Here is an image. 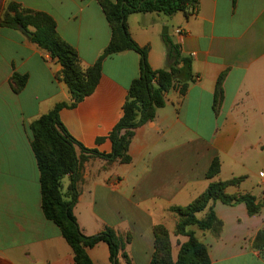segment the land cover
<instances>
[{
  "label": "crops",
  "instance_id": "obj_1",
  "mask_svg": "<svg viewBox=\"0 0 264 264\" xmlns=\"http://www.w3.org/2000/svg\"><path fill=\"white\" fill-rule=\"evenodd\" d=\"M11 3L52 17L83 69L92 67L111 41V27L94 0H0V11ZM127 25L133 41L149 48L153 70L168 68L162 38L167 29L182 55L192 58L195 82L185 96L169 91L155 120L135 131L129 164L111 163L76 147L83 168L74 216L86 237L108 228L119 236L130 234L124 252L131 264L151 263L154 229L165 226L176 262L188 239L175 234L179 217L172 208L190 205L213 181L235 178L242 182L229 187L228 194L263 199L264 0H199L193 15L134 14ZM140 61L134 51L107 58L94 93L60 112L69 135L85 149L112 152L108 136L123 117ZM61 72L57 60L20 30L0 27V264H77L60 228L44 215L31 146V125L58 104L72 103ZM15 74L27 78L21 89ZM221 76L224 99L216 113ZM215 159L221 170L210 181L207 173ZM62 183L66 194L70 176ZM214 211L223 223L219 236L194 228L211 264H264V248H259L264 239L256 244L264 234V208L250 216L244 204L218 202ZM87 254L93 264H112L105 243L88 248ZM119 263L127 264L121 256Z\"/></svg>",
  "mask_w": 264,
  "mask_h": 264
},
{
  "label": "trees",
  "instance_id": "obj_2",
  "mask_svg": "<svg viewBox=\"0 0 264 264\" xmlns=\"http://www.w3.org/2000/svg\"><path fill=\"white\" fill-rule=\"evenodd\" d=\"M101 6L111 27V41L99 60L90 68L83 69L76 50L66 43L57 32L55 20L47 14L33 12L11 3L0 14V27L19 30L22 26L32 34V42L38 45L52 59L62 66L61 80L68 87L72 98L71 104H58L49 114L44 115L30 127L31 146L39 172L42 193V209L45 217L56 224L72 248L77 264H93L87 254L88 248L105 243L110 249L112 264H120V256L131 264L125 246L131 241L130 234L119 236L108 228L94 237H86L78 227L74 216V207L79 198L78 184L82 180V161L78 158L76 147L83 153L102 158L108 162L129 164V149L135 131L155 120L157 111L166 105L165 95L177 89L185 96L195 82L192 58L181 53L180 45L174 43L164 29L162 38L167 50L168 68L153 70L148 62L149 48L139 47L131 38L127 19L134 14H164L174 16L178 13L193 15L197 12L199 0H94ZM134 51L140 56V76L129 88L128 97L123 107V117L109 134L112 152L108 155L85 149L67 132L60 120V112L65 108H75L96 90L102 76L103 62L116 54ZM224 76H221L214 95V110L217 113L224 99L222 89ZM14 82L23 88L26 77L14 75ZM104 139L98 140V143ZM221 170V164L215 159L207 173L213 181ZM70 176L68 192H63V179ZM242 179L235 178L227 182L213 181L208 188L190 205L174 207L171 212L179 217L175 234L188 239L179 251L177 261L172 258V243L165 226H156L155 253L150 264H211L207 247L196 237L194 228L211 232L219 236L223 223L214 211L218 202L234 207L244 204L250 216L260 214L264 208L263 199L258 201L251 194L230 195L226 190L237 186ZM206 212L203 218L199 215ZM264 239L260 236L256 244ZM259 248H264L260 245ZM122 254V255H121Z\"/></svg>",
  "mask_w": 264,
  "mask_h": 264
},
{
  "label": "water",
  "instance_id": "obj_3",
  "mask_svg": "<svg viewBox=\"0 0 264 264\" xmlns=\"http://www.w3.org/2000/svg\"><path fill=\"white\" fill-rule=\"evenodd\" d=\"M19 30L29 39H32V34L30 32H28L27 30H25L22 26L19 27Z\"/></svg>",
  "mask_w": 264,
  "mask_h": 264
},
{
  "label": "rangeland",
  "instance_id": "obj_4",
  "mask_svg": "<svg viewBox=\"0 0 264 264\" xmlns=\"http://www.w3.org/2000/svg\"><path fill=\"white\" fill-rule=\"evenodd\" d=\"M0 14H3L2 11H0Z\"/></svg>",
  "mask_w": 264,
  "mask_h": 264
},
{
  "label": "built area",
  "instance_id": "obj_5",
  "mask_svg": "<svg viewBox=\"0 0 264 264\" xmlns=\"http://www.w3.org/2000/svg\"><path fill=\"white\" fill-rule=\"evenodd\" d=\"M178 33H181L180 31H178Z\"/></svg>",
  "mask_w": 264,
  "mask_h": 264
}]
</instances>
